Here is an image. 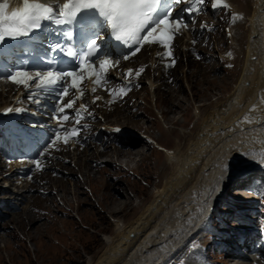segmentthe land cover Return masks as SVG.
<instances>
[{
    "label": "rangeland",
    "instance_id": "obj_1",
    "mask_svg": "<svg viewBox=\"0 0 264 264\" xmlns=\"http://www.w3.org/2000/svg\"><path fill=\"white\" fill-rule=\"evenodd\" d=\"M223 3L229 7L214 6L215 0L200 4L204 12L195 27L201 26L204 33L197 46L199 53H190V58L179 54L171 78L165 76L161 80V71L149 69L150 50L145 49L135 57L140 59L134 61L139 63L138 71H143L137 75L136 70L129 76L131 85L121 81L115 87L119 93L122 88L128 89L125 98L118 97L117 107L123 110L122 114L115 113L108 118L99 115V120L93 119L95 129L103 123L97 128L99 131L106 124L124 129L108 137L109 143L115 146L110 154L90 151L94 155L88 156L80 150L83 156L78 158L77 150L71 155L72 150L67 154L69 158L61 155L65 160L59 169H67L62 168L61 173L52 170L43 180L39 178L42 186L27 197H21L19 192L26 191L25 183L28 186L32 183L23 181L21 187V184L11 185L14 181L11 180L8 185L0 171V188L11 191L14 198L26 203L10 216L0 218V264H87L89 259L96 262L107 249L106 237L115 236V221L119 219L129 225L148 206L174 168L165 150L176 145L182 151L187 148L208 112L234 91L246 64L247 36L251 33L248 11L253 0H223ZM180 45L177 43L176 48ZM180 51L185 49L182 47ZM148 76L160 86L155 94L145 81ZM184 77L189 78L190 87ZM4 96L0 95V99ZM135 151H141L142 155H136ZM64 172L70 176L65 177ZM240 172L231 175L230 185L225 183V198L213 204L215 213L207 216L202 230L186 238L163 264H223L224 261L234 264L224 244L227 237L221 231L230 233L238 227L237 221L244 217L235 209L244 201L250 202L249 218L257 221L258 230L264 236V175L255 174L241 182ZM53 178L57 180L51 185L45 183ZM27 211H33L34 215L30 213L25 218ZM238 231L233 229L234 234ZM261 242L264 244V238ZM258 255L264 257V251L259 249ZM255 258L248 259L253 263ZM238 263L245 264L240 260Z\"/></svg>",
    "mask_w": 264,
    "mask_h": 264
},
{
    "label": "bare ground",
    "instance_id": "obj_2",
    "mask_svg": "<svg viewBox=\"0 0 264 264\" xmlns=\"http://www.w3.org/2000/svg\"><path fill=\"white\" fill-rule=\"evenodd\" d=\"M3 2L4 0H0V3ZM251 7L252 9L248 11L250 16L249 27L253 35L250 33L247 36L246 64L234 91L228 98L219 101L217 105L215 104L216 106L210 113L208 112L204 121L201 122V127L199 129L196 128V133L193 134L189 145L184 151L177 145L165 150L169 164L174 167L165 186L155 193L153 200L131 224L126 225L121 220H116L115 236L106 237L107 249L96 262H92L89 259L87 264H163L167 259L169 261L170 255L175 254L179 250L177 247L186 241V238H190L191 235L193 237L200 229L202 230L207 216H213L212 214L215 213L213 204H217L221 199L225 198L223 197L224 186L231 184L232 181L228 182V180L231 175H234L235 171H242L249 167H261L264 169V0H253ZM178 42L181 43L178 48L179 54L190 58L189 39L182 38ZM182 47L185 49L183 52L180 51ZM143 52L141 51V54ZM136 56H132V60L125 63L127 68L128 66L135 68L136 65H139V63H134L135 60H140L135 58ZM158 60L159 57L156 52L149 54L148 61L151 62V65ZM127 71V69H122L116 70L114 73L121 72V78L117 77L120 80L124 77L127 78ZM155 71L160 70L155 69ZM163 77L165 76L161 74L160 79L162 80ZM184 78L189 84V78ZM145 81L149 83V89L152 94H155L160 86H157L154 83L155 81L149 76ZM10 87V90L13 89V86ZM188 87H190V84ZM4 91L5 89L0 95H4ZM12 96L11 99L10 95H8V98L4 96L0 99V109L13 100L14 95ZM109 109L110 111H108ZM122 111L116 105L111 108L102 107V117L108 118L107 116L115 115V113L120 115ZM197 116H201L198 111ZM100 124L102 125L103 123L101 122ZM124 126L128 127L129 125ZM102 128L104 127L100 129L106 130L107 125H105L104 129ZM104 146L103 150H99L100 146L92 147V145H89L85 149L84 155L89 156L91 152L108 155L111 153L109 151L115 147L109 141ZM135 152L136 155H142L141 151ZM67 154L66 156L69 158ZM76 156L81 158L83 155L81 156V153L77 150ZM57 159L60 162H56L57 165H52L51 170L61 173L63 169H67L63 167L59 169V165L65 159L59 157ZM85 165L88 164L85 163ZM65 172L64 176L69 177L70 174L67 175ZM251 175H248V177L240 176L239 180L243 182L249 179ZM43 179L41 178V180ZM6 180L8 181V179ZM38 180L36 179L29 186L26 183L22 184L27 189L25 192H19L22 193L21 197H27V194H32L34 189H39L42 185ZM55 180L57 179L53 178L45 183L51 185ZM88 182L90 181L86 183ZM225 183L227 184L225 185ZM11 185H15V180ZM16 190L12 191L16 192ZM108 190L110 191V189ZM64 191H62L63 196L65 194ZM77 194L75 193L76 196ZM9 198L16 199L14 195H9ZM49 199L53 200L52 197ZM30 213L32 214L33 211H27L25 218H28ZM10 215L11 213H9ZM238 261V259L232 257L231 262L240 264ZM255 261H257V264H264V257L258 255ZM243 262L245 264H253L251 259H244ZM224 263L231 264L229 261H224Z\"/></svg>",
    "mask_w": 264,
    "mask_h": 264
},
{
    "label": "snow or ice",
    "instance_id": "obj_3",
    "mask_svg": "<svg viewBox=\"0 0 264 264\" xmlns=\"http://www.w3.org/2000/svg\"><path fill=\"white\" fill-rule=\"evenodd\" d=\"M184 2L185 0H67L66 3L60 4L57 0L56 4L50 5L41 3L40 0H12L10 6L9 0H4L0 3V45L9 39L19 40L30 36L34 31L41 30L45 22L57 26L68 25L71 27L61 35L65 36L69 43H57L51 50L60 52L74 63V66L68 68L49 67L44 71L36 70L34 75L27 69H18L11 73L8 79L18 85L34 87L35 91L30 99L36 103H39L40 95L58 89L57 104L62 106L58 108L59 115L56 119L59 128L65 133L63 142L67 144L69 139L79 137L83 127L80 120L75 118H82V112L87 110L86 106L82 105L80 110L74 112L68 111L74 109L77 99L83 98V83L90 80L97 86H103L107 82V70L113 66L109 58L112 53L103 50L104 30L110 29V36L114 41L131 48V51L123 56L125 60L136 55L145 45L160 44L170 49L169 42L179 34L180 28L187 27L181 18L173 15L174 7ZM195 3L203 4L205 0H195ZM214 6L229 7L223 0H215ZM185 11L191 15L193 10L188 8ZM77 37L80 38L78 43L72 44L71 41ZM165 55L172 58L170 50ZM174 62L172 58L170 66H174ZM132 71L129 69L126 76H131ZM142 71L143 69L137 71V75ZM85 72L90 75L85 76ZM70 88L78 95L76 99L64 104V98L69 95ZM89 91L94 93L96 87ZM127 91L125 88L120 89L123 94ZM70 119H73L75 127L67 128L59 123ZM60 139L58 131L51 143L54 144ZM33 163L39 167V161Z\"/></svg>",
    "mask_w": 264,
    "mask_h": 264
}]
</instances>
